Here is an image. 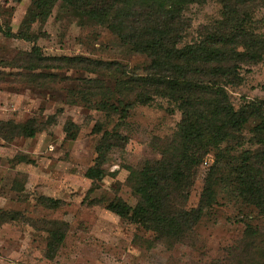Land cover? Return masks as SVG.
I'll return each instance as SVG.
<instances>
[{"label":"rangeland","instance_id":"obj_1","mask_svg":"<svg viewBox=\"0 0 264 264\" xmlns=\"http://www.w3.org/2000/svg\"><path fill=\"white\" fill-rule=\"evenodd\" d=\"M30 8L32 0H0V27L17 34ZM221 10L217 0L188 5L184 16L191 26L184 42L199 39L203 27L221 19ZM256 17L262 19L264 34V10ZM28 24L37 38L33 42L0 32V62L17 60L20 51L38 46L46 56L114 60L127 66L129 74L149 65L143 55H128L107 28L61 2L46 20L34 18ZM0 72H5L0 122L35 119L41 129L33 138L0 140V264H264V215L223 190L203 210L193 233L173 245L156 241L151 232L106 208L117 197L131 207L136 204L127 178L146 160L160 158L177 133L181 113L172 102L155 97L123 116L97 107L109 96V104L123 108L118 105L120 75L60 69L52 71L54 81L40 78L45 83L38 85L16 75L24 69L0 66ZM239 73L238 85L225 86L233 108L264 102V59ZM88 78L99 87H85ZM132 98L130 93L124 102ZM253 126L250 122L246 129L248 137ZM105 131L120 141L107 152L103 177L92 180L86 172L95 164ZM211 163L209 154L194 178L187 208L198 205ZM249 226L255 232L247 235ZM51 230L59 231L56 237ZM60 231L63 238L50 253Z\"/></svg>","mask_w":264,"mask_h":264},{"label":"trees","instance_id":"obj_2","mask_svg":"<svg viewBox=\"0 0 264 264\" xmlns=\"http://www.w3.org/2000/svg\"><path fill=\"white\" fill-rule=\"evenodd\" d=\"M204 1L32 0V8L17 34L0 27V32L7 37L33 42L37 38L29 32L28 22L34 18L46 20L55 3L61 2L107 28L128 55H143L149 60L144 72L129 74L127 66L114 60L46 56L38 46H33L30 51H20L17 60L0 62V66L24 69L25 73L16 75L38 85L45 83L38 82L40 78L54 81L56 75L52 71L60 69L79 68L94 74L120 75L118 105L123 108L118 110V106L109 104L108 96L97 106L107 113L110 110L124 116L135 104H149L155 97L166 98L176 106L181 113L177 133L163 146L160 158L146 160L140 169L129 173L127 181L137 196L136 204L131 207L118 197L106 204L108 210L168 245L193 233L217 190L225 191L264 215V102H252L235 110L225 91V86L241 82V67L264 59V34L259 25L262 19L256 17L264 10V0H217L222 7L221 19L203 27L199 39L184 42L191 26L184 11L188 5ZM3 74L0 72V83ZM94 81L88 78L85 87H99L100 83ZM130 93L132 101L124 102ZM250 122L254 126L248 137L246 129ZM40 130L35 119L21 124L3 121L0 140L33 138ZM119 141L116 133H103L96 147L95 164L86 172L88 178L103 177L102 165L107 152ZM209 154H212V163L205 174L199 203L195 208H187L194 178ZM58 232L51 230V237H56ZM254 232L252 226L245 231L247 235ZM60 233L57 241L50 244V253L57 251V244L63 238Z\"/></svg>","mask_w":264,"mask_h":264}]
</instances>
